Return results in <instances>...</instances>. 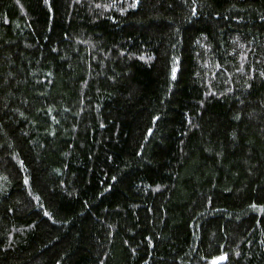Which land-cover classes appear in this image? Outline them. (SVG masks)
<instances>
[{
  "label": "trees",
  "instance_id": "16d2710c",
  "mask_svg": "<svg viewBox=\"0 0 264 264\" xmlns=\"http://www.w3.org/2000/svg\"><path fill=\"white\" fill-rule=\"evenodd\" d=\"M133 2L0 0V264H264V0Z\"/></svg>",
  "mask_w": 264,
  "mask_h": 264
},
{
  "label": "snow or ice",
  "instance_id": "6c2138e0",
  "mask_svg": "<svg viewBox=\"0 0 264 264\" xmlns=\"http://www.w3.org/2000/svg\"><path fill=\"white\" fill-rule=\"evenodd\" d=\"M17 2H18V0H17ZM44 3H45V4H48V3H49V0H44ZM139 3H140V0H134V2L130 5V7L135 8V7H137V5H138ZM97 7H100V5H97ZM192 13H193V15L196 14V9H195V8L192 9ZM141 59H144V57H141ZM177 71H178V68H177V67H173L172 70H171V76H172V79H173V80H176V79H177ZM260 75H261V76H264V72L260 73ZM209 95H214V94H213V93H209ZM155 119L158 120L159 117H156ZM148 131H149V134H151L152 130L149 129ZM112 179L115 180L116 177H113ZM27 183H28V180L26 179V180H25V184H27ZM252 207L255 208L256 205H252ZM44 215L47 216L48 213H44ZM226 259H227V254L221 255V256L219 257V260H222V261H223V260H226ZM214 264H216V262H214Z\"/></svg>",
  "mask_w": 264,
  "mask_h": 264
}]
</instances>
